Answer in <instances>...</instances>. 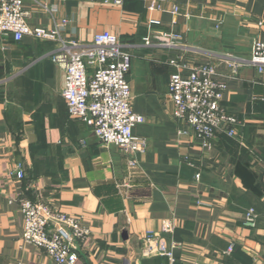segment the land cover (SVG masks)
Masks as SVG:
<instances>
[{"label":"crops","instance_id":"obj_1","mask_svg":"<svg viewBox=\"0 0 264 264\" xmlns=\"http://www.w3.org/2000/svg\"><path fill=\"white\" fill-rule=\"evenodd\" d=\"M23 10L31 27L66 19V40L88 43L109 32L125 45L131 107L146 120L133 133L146 149L130 167L122 151L101 146L69 117L64 72L49 60L54 43L0 37V264H53L22 241L20 197L89 229L75 264H168L169 251L175 264H264V72L245 66L229 76L219 58H248L254 42L264 43V0H23ZM156 31L181 35L192 50L147 46ZM171 60L184 66L183 76L216 66L236 136L218 133L203 148L175 118L167 92ZM249 208L258 215L253 229L243 226ZM163 221L174 224L172 234L159 233ZM147 233H159V254L143 257Z\"/></svg>","mask_w":264,"mask_h":264},{"label":"built area","instance_id":"obj_2","mask_svg":"<svg viewBox=\"0 0 264 264\" xmlns=\"http://www.w3.org/2000/svg\"><path fill=\"white\" fill-rule=\"evenodd\" d=\"M110 1L121 6L124 0ZM48 13L53 8L46 9ZM177 9L172 11L176 14ZM23 0H0V37L12 36L17 42L23 37L52 42L54 50L49 60L64 72L61 96L70 118L87 125L99 144L114 146L128 158L130 167L136 166L135 156L146 149V140L136 136L133 129L145 123V118L131 107V90L126 76L131 67V55L118 38L109 33L96 34L91 42L66 40L61 33L68 21L54 23L52 28L31 27L26 23ZM149 47L161 50L190 51L182 37L174 32L156 31L150 37ZM227 66L229 76L242 67L264 72V43L254 42L248 58L230 55L219 57ZM169 65L175 71L169 76L167 92L174 104V116L199 140L203 148H211L218 133L229 138L236 136L237 119L221 105L226 84L216 82V66L198 65L188 75H182L184 66L175 60ZM18 179L25 177L21 163L14 168ZM196 174L195 179L199 180ZM23 217L22 241L41 250L53 264H75L78 247L89 238L90 231L79 218L60 212L41 202L20 197L17 201ZM258 215L253 208L246 210L243 226L256 227ZM175 226L163 221L159 233L172 234ZM159 233H147L141 246L142 256L159 254L156 250ZM233 249L229 245L225 254ZM168 264H175L172 252L164 254Z\"/></svg>","mask_w":264,"mask_h":264}]
</instances>
